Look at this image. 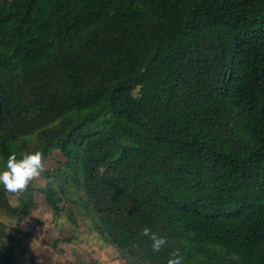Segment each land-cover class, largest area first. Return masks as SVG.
Segmentation results:
<instances>
[{
	"label": "trees",
	"instance_id": "obj_1",
	"mask_svg": "<svg viewBox=\"0 0 264 264\" xmlns=\"http://www.w3.org/2000/svg\"><path fill=\"white\" fill-rule=\"evenodd\" d=\"M57 149L0 186V264L36 191L127 264H264V0H0V171Z\"/></svg>",
	"mask_w": 264,
	"mask_h": 264
},
{
	"label": "rangeland",
	"instance_id": "obj_2",
	"mask_svg": "<svg viewBox=\"0 0 264 264\" xmlns=\"http://www.w3.org/2000/svg\"><path fill=\"white\" fill-rule=\"evenodd\" d=\"M64 159L58 149L45 159V171L34 181L37 188L45 186L46 172L56 167L57 160ZM35 200L31 213L23 216L22 226L27 234L18 239L14 264H127L115 247L87 228L77 211L74 216L78 227L66 214L56 217L41 191L35 192ZM13 202L16 203V199ZM13 228L14 223L10 222L9 229ZM73 235H76L73 241L63 239ZM56 240L58 243L54 246Z\"/></svg>",
	"mask_w": 264,
	"mask_h": 264
},
{
	"label": "clouds",
	"instance_id": "obj_3",
	"mask_svg": "<svg viewBox=\"0 0 264 264\" xmlns=\"http://www.w3.org/2000/svg\"><path fill=\"white\" fill-rule=\"evenodd\" d=\"M44 171L45 158L41 151L25 153L19 158L16 153H12L7 158L5 170L0 171V186H3L6 193L18 197L27 192ZM140 235L151 240V249L154 252L161 251L168 244L166 237L150 228L143 229ZM183 259L179 251L174 250L169 254L167 264H183Z\"/></svg>",
	"mask_w": 264,
	"mask_h": 264
}]
</instances>
